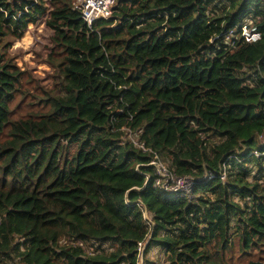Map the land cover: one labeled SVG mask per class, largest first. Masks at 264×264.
Here are the masks:
<instances>
[{"label":"trees","instance_id":"1","mask_svg":"<svg viewBox=\"0 0 264 264\" xmlns=\"http://www.w3.org/2000/svg\"><path fill=\"white\" fill-rule=\"evenodd\" d=\"M74 1L0 0V264H264V0H115L91 25ZM39 21L59 86L18 100L7 47Z\"/></svg>","mask_w":264,"mask_h":264},{"label":"rangeland","instance_id":"2","mask_svg":"<svg viewBox=\"0 0 264 264\" xmlns=\"http://www.w3.org/2000/svg\"><path fill=\"white\" fill-rule=\"evenodd\" d=\"M52 32L49 30L43 21L28 25L21 39L7 47V52L13 62L17 64L21 70V84L17 90V99L24 97L25 100L33 99L32 95H43L45 90H56L54 85L56 80V70L51 65L58 58V48L54 45L51 39ZM130 134L128 133V138ZM156 253V249L149 251L150 259ZM233 255L232 259L228 260V264H236L235 257L239 254L238 245H235L233 250H227L228 255ZM256 257L255 254H247L243 259ZM143 260L139 257V264ZM241 261H239V264Z\"/></svg>","mask_w":264,"mask_h":264},{"label":"built area","instance_id":"3","mask_svg":"<svg viewBox=\"0 0 264 264\" xmlns=\"http://www.w3.org/2000/svg\"><path fill=\"white\" fill-rule=\"evenodd\" d=\"M114 4L115 0H75L73 2V7L81 13L87 25H91L96 18H108L113 11ZM242 36L246 41H256L259 39L260 33L256 31V27L244 23L242 26ZM129 134V139L135 147L151 155L149 162L146 164L154 167L153 185L177 197L189 201L192 200L194 197V185L196 180L189 175H177L159 157L155 150L147 146L137 135L131 132H129ZM211 176L212 174L209 173L207 178H211ZM221 178H225L224 173L221 175ZM143 215L144 217L146 216L145 213H143ZM142 246L143 243L138 244L137 248L139 251Z\"/></svg>","mask_w":264,"mask_h":264}]
</instances>
